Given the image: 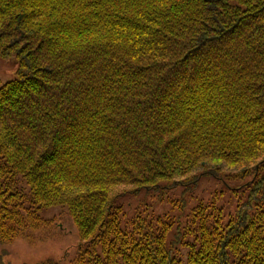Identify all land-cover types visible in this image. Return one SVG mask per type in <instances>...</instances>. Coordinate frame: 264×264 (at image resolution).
<instances>
[{"label":"trees","instance_id":"1","mask_svg":"<svg viewBox=\"0 0 264 264\" xmlns=\"http://www.w3.org/2000/svg\"><path fill=\"white\" fill-rule=\"evenodd\" d=\"M10 56L2 244L61 206L83 241L70 264H264V0H0ZM204 178L234 208L122 203Z\"/></svg>","mask_w":264,"mask_h":264},{"label":"rangeland","instance_id":"2","mask_svg":"<svg viewBox=\"0 0 264 264\" xmlns=\"http://www.w3.org/2000/svg\"><path fill=\"white\" fill-rule=\"evenodd\" d=\"M18 63L15 56L0 58V87L15 77ZM223 190V191H222ZM162 194L141 192L138 195H129L122 199L124 207L131 210L140 204L147 205L154 212H169L183 215L178 206L172 202L192 199H218V206L230 210L236 205L231 191L224 189L221 182L210 178L201 180L197 187L187 190L181 186L176 189L162 190ZM222 191V192H221ZM44 219L52 220L48 228L30 232L29 237L21 236L8 244L0 242L1 264H36L46 259H54L59 264H70L79 254L83 241L79 237L78 229L74 224L67 208L51 206L39 212ZM85 245L82 247L84 248Z\"/></svg>","mask_w":264,"mask_h":264}]
</instances>
